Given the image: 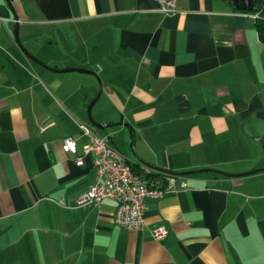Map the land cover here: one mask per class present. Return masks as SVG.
<instances>
[{
  "label": "crops",
  "instance_id": "crops-1",
  "mask_svg": "<svg viewBox=\"0 0 264 264\" xmlns=\"http://www.w3.org/2000/svg\"><path fill=\"white\" fill-rule=\"evenodd\" d=\"M8 1L0 264H264V33L254 11L233 0H176L174 13L159 0ZM11 9L21 45L45 66L94 74L28 59ZM98 80L90 113L109 124L101 129L86 110ZM81 124L139 175L185 181L146 198L141 231L114 224V200L78 205L95 182ZM66 136L75 152L63 151ZM161 225L159 242L151 231Z\"/></svg>",
  "mask_w": 264,
  "mask_h": 264
},
{
  "label": "built area",
  "instance_id": "built-area-1",
  "mask_svg": "<svg viewBox=\"0 0 264 264\" xmlns=\"http://www.w3.org/2000/svg\"><path fill=\"white\" fill-rule=\"evenodd\" d=\"M176 0H159V10L164 13L176 11ZM256 16V15H255ZM83 134L89 137L82 146L83 155L94 154L95 182L90 188L77 198L78 205L99 204L103 199L116 202L113 213L115 225L128 231H141L144 226V210L146 198H159L165 193L185 188V181L177 183L176 175H165V179H152L148 182L132 170L124 155L110 144L108 137L95 135L88 127L80 125ZM62 149L66 152H75V140L71 136L64 137ZM77 163L81 157H77ZM156 241H163L167 229L163 225L151 231Z\"/></svg>",
  "mask_w": 264,
  "mask_h": 264
},
{
  "label": "water",
  "instance_id": "water-1",
  "mask_svg": "<svg viewBox=\"0 0 264 264\" xmlns=\"http://www.w3.org/2000/svg\"><path fill=\"white\" fill-rule=\"evenodd\" d=\"M7 3L9 4L10 6V3L8 0H6ZM233 3H234V6L237 7V8H242V9H245V10H255V5H256V0H233ZM12 10V9H11ZM12 14H13V19H14V26H13V30H12V34H13V38L15 40V42L20 46L21 50L23 51L24 55L40 64V65H43L44 67L48 68L49 70H52V71H77V72H82V73H89V74H94L93 71L91 70H88L86 68H72V67H67V68H64V69H55V68H49L47 66L44 65V63L42 61H40L39 59H37L36 57H34L33 55H31L22 45H21V42L19 40V21H18V17L16 15V13L12 10ZM99 82V89H98V92L96 94V96L88 103L87 105V115H88V120L89 122L94 125L96 128H103L105 126H108V125H102V124H99L97 123L96 121H94V119L92 118L91 116V108L93 106V104L95 103V101L98 99L99 95H100V92H101V83L100 81L98 80ZM206 170V169H205ZM261 169H258V170H254V171H250L249 173H254V172H257ZM194 171H189L188 173H192ZM247 174V173H246ZM149 176V174H146V173H140V177L142 178H147Z\"/></svg>",
  "mask_w": 264,
  "mask_h": 264
},
{
  "label": "trees",
  "instance_id": "trees-1",
  "mask_svg": "<svg viewBox=\"0 0 264 264\" xmlns=\"http://www.w3.org/2000/svg\"><path fill=\"white\" fill-rule=\"evenodd\" d=\"M255 8L256 9L253 10L256 15L255 16V28L257 29V31L264 33V0H256ZM129 165L131 166L133 171L138 173L136 168L133 165L131 164ZM170 174L177 176V174H174V173L151 174L149 176V180L156 179V178L164 180L166 177L165 175H170Z\"/></svg>",
  "mask_w": 264,
  "mask_h": 264
},
{
  "label": "rangeland",
  "instance_id": "rangeland-1",
  "mask_svg": "<svg viewBox=\"0 0 264 264\" xmlns=\"http://www.w3.org/2000/svg\"><path fill=\"white\" fill-rule=\"evenodd\" d=\"M22 36V34L21 35H19V38ZM20 41H21V39H20Z\"/></svg>",
  "mask_w": 264,
  "mask_h": 264
}]
</instances>
